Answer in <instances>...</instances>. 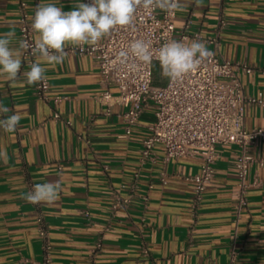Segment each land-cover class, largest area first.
Returning a JSON list of instances; mask_svg holds the SVG:
<instances>
[{"label":"crops","instance_id":"1","mask_svg":"<svg viewBox=\"0 0 264 264\" xmlns=\"http://www.w3.org/2000/svg\"><path fill=\"white\" fill-rule=\"evenodd\" d=\"M24 1L30 19L41 4L73 10L82 2ZM182 3L176 40L186 34L183 42L203 40L209 51L216 48L209 41H217L222 58L252 69L236 72L245 97L264 100V0ZM19 19L20 0H0V36L14 31V48H20ZM69 46L63 64L43 65L49 96L65 97L58 106L37 98L34 85L13 86L0 77L5 115L22 116L16 131H0V149L7 151L6 161L0 159V264H43L38 218L47 226L52 264H232L233 253L235 264H264V141L250 149L255 161L248 171L246 209L239 216L235 209L239 148L219 145L214 179L194 213L191 177L201 160L165 161L161 145L153 160H143L153 107L127 134L117 89L111 87L113 97L104 98L93 59L70 52ZM22 61L21 73L30 70L23 55ZM154 66L160 69L159 63ZM167 83L160 76L154 85ZM245 126L264 127V105L247 103ZM47 182L61 185L55 202L22 198L36 183ZM118 199L122 204L116 206Z\"/></svg>","mask_w":264,"mask_h":264},{"label":"built area","instance_id":"2","mask_svg":"<svg viewBox=\"0 0 264 264\" xmlns=\"http://www.w3.org/2000/svg\"><path fill=\"white\" fill-rule=\"evenodd\" d=\"M89 3L90 0H82ZM177 11L168 13L158 8L140 9L131 27L118 29L103 38L97 45L69 46L68 50L78 55L90 56L101 74L102 96L113 97L111 87L117 89V98L125 107L123 119L126 133L139 123L141 115L148 106L153 107L155 121L150 126L151 135L142 142V159H154V148L161 145L165 150V161L183 157H196L201 160L199 172L191 177L193 182L192 209L197 213L201 207L208 186L215 176L219 145H236L239 153L235 159L238 185L234 191L235 209L239 216L248 205L247 182L250 165L255 161L250 149L258 141H264V127L247 129L245 126V106L247 103L264 105L263 99L246 98L237 77V70L251 72L252 69L240 63L222 58L216 48L213 55L204 60L197 72L191 73L181 81L169 82L165 86L153 84V59L151 65L144 64L128 55L121 62L120 53L127 52L131 42L143 39L155 51L165 42L176 40L175 26ZM27 11V3L20 0L19 39L24 63L35 61L32 54L35 33ZM199 37V35H195ZM188 38L182 35V41ZM264 74V71H263ZM51 85L45 79L34 84L37 98L53 106H58L65 97H50ZM70 124V122H67ZM124 202H127L126 200ZM122 202L118 199L116 206ZM39 235L44 239L46 252L43 264H52L48 230L42 218H38ZM101 247V242L98 243ZM145 256L149 255L143 247ZM235 264L236 255H232Z\"/></svg>","mask_w":264,"mask_h":264},{"label":"clouds","instance_id":"3","mask_svg":"<svg viewBox=\"0 0 264 264\" xmlns=\"http://www.w3.org/2000/svg\"><path fill=\"white\" fill-rule=\"evenodd\" d=\"M200 3V0H196ZM186 5L182 0H90L79 2L73 10H63L55 4L38 5L31 18V28L36 34L32 54L36 57L30 70L21 73L23 44L20 48L11 47L14 31L0 36V77L20 87L32 86L45 79L47 68L63 64L67 46H95L103 38L118 29L134 24L140 9H160L172 13L182 10ZM131 54L144 64L151 65L153 59L159 62L162 78L177 82L200 68L202 62L213 55L203 40L193 39L190 43L172 39L153 51L148 42L136 39L131 42L127 52H121V62ZM23 75V81L19 77ZM9 109L0 104V131H16L22 116L14 113L5 115ZM0 159H7V151L0 149ZM61 191L58 182L36 183L32 191L22 198L32 204L53 203Z\"/></svg>","mask_w":264,"mask_h":264},{"label":"trees","instance_id":"4","mask_svg":"<svg viewBox=\"0 0 264 264\" xmlns=\"http://www.w3.org/2000/svg\"><path fill=\"white\" fill-rule=\"evenodd\" d=\"M161 76V71L160 69L156 68L155 66L153 67V84L156 79H158Z\"/></svg>","mask_w":264,"mask_h":264}]
</instances>
